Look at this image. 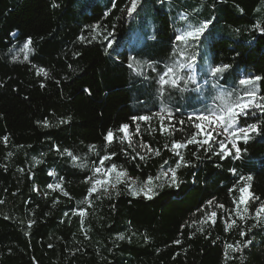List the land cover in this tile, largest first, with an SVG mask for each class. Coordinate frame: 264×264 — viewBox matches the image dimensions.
<instances>
[{"label": "trees", "instance_id": "obj_1", "mask_svg": "<svg viewBox=\"0 0 264 264\" xmlns=\"http://www.w3.org/2000/svg\"><path fill=\"white\" fill-rule=\"evenodd\" d=\"M130 5L131 0H0V264H264V226L252 227L254 219L240 221L229 211L242 176L252 177L251 191L260 197L249 201L250 214L264 201V113L241 119L239 126L257 123L261 131L238 141L239 159L221 158L214 143L211 150L189 145L181 150L186 165L176 170L179 187L161 176L178 160L171 141L192 131L189 116L216 107L221 93L243 95L241 78L264 77V0H139L129 15ZM207 21L198 41L175 43L177 34ZM29 38L33 50L22 51ZM193 55L194 69L180 74L187 79L194 72L197 85L179 82L161 92L166 66L188 63ZM221 64L231 68L213 77L210 68ZM256 87L264 96V80ZM165 105L173 122H186L184 132L177 124L168 136L153 118L139 122L131 147L118 139L106 144L108 130L127 123L134 132V116ZM141 143L161 154L140 153ZM64 150L80 159L74 163ZM110 153L116 155L105 167L126 169L127 183L133 179L137 187L151 178L156 195L133 196L121 183L119 195L93 194L90 207L80 205L90 187L86 178ZM59 182L63 191L48 187ZM209 200L225 209L209 208ZM77 207L88 209L83 224L72 215ZM213 210L216 223L202 224ZM233 219L238 227L228 229Z\"/></svg>", "mask_w": 264, "mask_h": 264}, {"label": "snow or ice", "instance_id": "obj_2", "mask_svg": "<svg viewBox=\"0 0 264 264\" xmlns=\"http://www.w3.org/2000/svg\"><path fill=\"white\" fill-rule=\"evenodd\" d=\"M139 0H131V5L128 10V14L131 15L137 8ZM55 3L53 7H57ZM210 24V21L204 22L197 27H190L189 30L184 31L181 34H177L175 36V43L188 45L190 41H198L206 32ZM93 30L99 28V25L90 26ZM256 28L261 29L260 24L255 25ZM264 31V29H261ZM83 40L84 37H81ZM95 39V37H93ZM32 40L29 38L27 42L24 44L22 51H32L31 49ZM109 48L112 47V42L110 41L107 45ZM180 53L186 51L185 48L179 49ZM27 59V56H25ZM196 56H191L188 63L182 64H172L170 66H166V71L163 72L162 75L159 76V83L161 84V92L164 91V86L177 87L181 80H184V76L180 74L181 70L184 69H194L195 67ZM131 68L132 65H129ZM231 65L229 64H221L216 65L210 68V73L213 77L219 76L229 70ZM139 71V68H137ZM40 72L44 76H48V73L44 71V69H40ZM166 77L168 79H166ZM188 80L195 82L196 76L193 72L192 75L187 77ZM264 80V77L254 76V77H245L239 80V85L243 89V95H237L233 98V94L231 92L221 93L218 99L221 101L214 108H208L199 114L194 116H189L188 121L192 125V131L190 134L186 135V138L183 140H172L170 143L171 151L178 157L174 168H167L162 173L161 176L165 179V181L172 187H179V180L176 175V170L182 165H186L184 160V156L181 152L182 149H186L189 145H197L198 147L204 148L206 145L207 150H211L213 147V142L218 144L219 151L216 153L221 156V158H226L228 155L234 156V158L239 159L242 149L238 146V141L243 140L245 143L251 138L252 133L259 134L261 129L257 123L247 124V126H239L242 118L248 116H255L256 112L264 113V96L259 95V89L256 87L257 82ZM153 118H157L159 120V130L160 132L172 136L177 131V124L181 127L179 131L184 132L185 121H175V117L173 112L165 105L162 106L158 112L150 114V115H139L134 116L132 119L135 123V131H130L131 125L125 123L119 126L116 132H119L121 135L119 137L116 136V132L113 130H108L106 135L104 136V140L107 145H110L114 142L115 139H118L120 143L128 142V146H132V138L134 135L139 134L141 131L140 123L145 122L150 123ZM70 119V118H69ZM168 123H165V122ZM66 121H60V123H65ZM44 126L48 127V122L44 121ZM151 131H156V129H150ZM223 136L224 139H219V137ZM4 142L8 141V137H4ZM231 144V147L228 145ZM140 148L146 149L148 152L153 153L156 156H159L160 150L154 149L149 145L141 143L139 145ZM165 148L169 147V144L164 145ZM94 149L95 146H92ZM234 150V151H233ZM59 151V148H57ZM69 157L72 158L75 163L79 160V157L74 156L71 152H67L64 150ZM61 153V154H64ZM11 155V153H9ZM116 153L105 154L100 160V166L95 167L93 169L94 175L88 176L86 178V182L89 183L90 187L87 190V195L83 200L79 202L80 205H88L89 207L92 204L91 197L93 194L97 195L99 198L100 195L110 196L112 191H115L116 195H119V191L117 190V185L124 183L126 187L129 189L130 194L133 196L143 195L148 199H152L153 196L156 195L155 188L157 185L153 183V180L150 178L147 182L142 183L139 187L136 186V182L132 181L131 184H128L124 179L127 177V170L118 168L116 164H111L110 167H105V162L110 161ZM140 159H144L145 157L140 155L139 152L136 153ZM135 158V157H133ZM36 164L43 163L42 160H36ZM167 161H165V164ZM78 167L85 168L86 164L80 163ZM163 167V165L161 166ZM23 171V169H20ZM235 172V170H232ZM102 174L103 179H97L96 175ZM49 175H54V173H49ZM155 179L159 180L161 177H156ZM252 180L251 176L240 177V182L237 185L236 189L232 191H237L240 193L238 198L233 200V204L235 207L229 211L234 213L235 217H237L240 221H245L248 218H252L256 221L252 227L264 226V201H261L258 206L255 208L254 215H251L248 208L249 201H260V197L256 196L251 191L250 181ZM242 185V186H241ZM49 188L59 189L63 191V184L59 182L55 185H48ZM34 191H38V189H33ZM111 190V191H110ZM64 196H69V193L64 191ZM4 201L0 200V204H3ZM207 205L209 208H212L214 205L219 209H225V206L222 204H216L214 200L207 201ZM243 205V207H241ZM88 214V209L86 207H77L72 211V215H78L81 220V224L84 223V218ZM67 216L68 213H65ZM217 211L213 210L210 212H206L204 214L202 224L208 223L211 221L213 224L216 223ZM35 221H30L28 227L31 228L32 224ZM234 226L238 227L237 220L233 219L231 222L227 223V228L232 229ZM200 232H204V228L201 227L198 229ZM241 236H246L247 233L243 230L240 231ZM118 239H125L124 235H120ZM179 243V241H177ZM251 243V241H248ZM247 245H244L246 247ZM227 249H230L234 252L242 251V247L239 244H228L226 245ZM225 258H228L227 252H225Z\"/></svg>", "mask_w": 264, "mask_h": 264}, {"label": "rangeland", "instance_id": "obj_3", "mask_svg": "<svg viewBox=\"0 0 264 264\" xmlns=\"http://www.w3.org/2000/svg\"><path fill=\"white\" fill-rule=\"evenodd\" d=\"M189 30V29H188ZM181 33H183V32H181ZM180 33V34H181ZM189 70V69H188ZM196 76V75H195ZM180 82H183V84H184V86L185 87H188V85L190 84V83H192V84H195V85H197V77H196V81L195 82H192V81H190V80H188V79H185L184 78V80H181ZM219 139H224V137L223 136H221V137H219ZM214 144H216L215 142H213ZM217 146H218V144H216ZM229 147H231V144H229L228 145ZM218 148H219V146H218ZM138 150H139V152L140 153H143V154H146L145 152H147L146 151V149H143V148H140L139 146H138ZM125 180L127 179V177H125L124 178ZM129 181H134L133 179H128ZM136 186H137V184H136ZM139 187V186H138ZM111 191V190H110ZM138 197H142V198H146V197H144L143 195H140V196H138Z\"/></svg>", "mask_w": 264, "mask_h": 264}]
</instances>
